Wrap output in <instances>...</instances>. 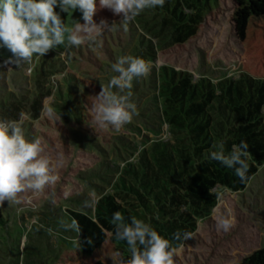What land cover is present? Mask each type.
<instances>
[{"label":"rangeland","instance_id":"374dc122","mask_svg":"<svg viewBox=\"0 0 264 264\" xmlns=\"http://www.w3.org/2000/svg\"><path fill=\"white\" fill-rule=\"evenodd\" d=\"M232 13L231 0L217 3L211 0L210 11L196 35L180 44L166 32L149 36L136 19L125 30L119 24L122 16L99 9L94 16L97 23L101 19H106L109 25L117 23L104 32L99 46L86 44L70 49L60 46L43 57L34 55L31 64L20 67L5 65L11 53L0 48V119L17 120L23 113L26 138L41 140L45 154L56 163L59 176L57 183L43 193L23 194L25 201L20 205L5 202L0 206L4 220L0 226V264L91 263L72 252L76 245L68 242H76L73 239L76 230L65 212L92 213L93 207H85L89 194L94 192L99 197L113 194L111 185L119 170L125 164H135L140 149L148 148L152 142L176 141V134L157 117L159 105L151 98L159 68L186 72L193 81L208 79L217 83L225 78H238L243 52L233 34ZM81 16L79 10H69L66 27L70 29ZM142 23L150 30L159 26V22L152 23L149 19ZM140 37L151 42L154 53L147 61L153 65L151 73L133 82L132 100L139 114L119 133L111 128L100 129L93 122L94 96L101 91V84L106 86L115 75L111 65L120 56L133 55ZM55 63L57 67L52 65ZM42 66L56 69L45 75L49 70H43ZM41 77L44 90L51 92L40 100L35 115L30 108L44 91L38 88ZM69 85L75 92V101L84 100V104H79L84 114L80 122L59 112L61 102L56 101L57 92L62 91L66 98ZM47 108L52 109L51 115ZM262 113L264 116V108ZM213 192L220 197L214 206L219 205V212L214 214L213 208L205 218L196 219L190 231L194 238L184 241L185 247L174 256L175 264H237L263 245L264 165L244 190L233 193L216 187ZM229 209L235 217V226L227 233L218 231L216 217Z\"/></svg>","mask_w":264,"mask_h":264},{"label":"trees","instance_id":"16d2710c","mask_svg":"<svg viewBox=\"0 0 264 264\" xmlns=\"http://www.w3.org/2000/svg\"><path fill=\"white\" fill-rule=\"evenodd\" d=\"M210 1L165 0L163 7L146 9L135 19L149 36L166 32L181 44L196 35L210 11ZM231 2L233 34L243 52L238 78L217 83L208 79L193 81L186 72L159 68L151 98L159 105L157 117L176 134V141L152 142L137 155L135 164H125L111 185L113 194L102 196L92 213L65 212L80 225V233L76 231L73 238L76 242L68 240L76 245L72 252L91 260L90 264H118L130 258L127 243L117 240L114 234L108 235L114 233L113 213H122L127 223L132 217L149 223L176 247L181 241L174 240L173 233L190 232L196 219L205 218L214 208L216 194L210 189L240 192L264 165V0ZM60 14L65 22L67 13ZM145 19L159 22V26L150 30L142 23ZM136 42L133 56L152 59L151 42L141 37ZM56 67L42 69L49 70L45 73L48 75ZM42 81L41 77L39 90L45 88ZM50 92L45 89L34 100L30 109L35 115L40 100ZM65 93L66 98L62 91L57 92L59 112L80 122L84 114L79 104H84L83 98L76 102L71 86ZM241 141L247 143L249 152L246 183L234 169L209 158L221 144L228 154ZM3 223L0 213V226ZM237 264H264V243Z\"/></svg>","mask_w":264,"mask_h":264},{"label":"clouds","instance_id":"9594fccd","mask_svg":"<svg viewBox=\"0 0 264 264\" xmlns=\"http://www.w3.org/2000/svg\"><path fill=\"white\" fill-rule=\"evenodd\" d=\"M164 3L165 0H98V3L97 0H0V48L11 53L4 63L17 67L31 64L34 55L43 57L60 46L65 49L86 44L99 46L104 32L117 24L113 21L109 25L106 19L97 23L94 16L99 9H108L114 15L122 16L119 24L127 30L128 24L144 10L163 7ZM69 10H79L83 23L75 20L71 29L66 27L60 13ZM152 68L150 62L138 56L118 57L111 65L115 75L106 86L101 84V91L94 96V124L100 129L111 128L119 133L131 123L139 114L132 100L133 82L147 77ZM46 111L52 114L51 108ZM23 122V113L17 120L0 119V206L5 202L20 205L25 201L23 194L38 195L59 180L56 163L45 154L40 139L26 138ZM248 156V145L244 141L234 145L228 154L222 144L219 151L209 154L210 159L234 169L242 183L249 179ZM100 198L96 193H90L85 207H94ZM216 199L220 197L217 195ZM27 202H31L30 197ZM217 212L219 205L213 209L214 214ZM111 223L114 233L108 235L114 234L117 240L125 241L130 252V258L121 259L118 264H175L174 256L183 250L184 241L194 238L193 232L177 231L173 233V239L181 243L173 247L169 239L141 219L132 217L127 223L122 213L115 212ZM234 226L235 217L230 209L216 217L218 231L227 233ZM71 227L80 233L78 220L73 219Z\"/></svg>","mask_w":264,"mask_h":264}]
</instances>
